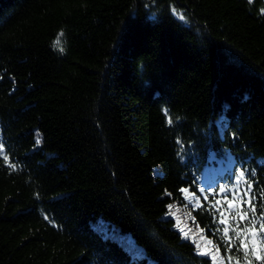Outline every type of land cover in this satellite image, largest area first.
<instances>
[{
    "label": "trees",
    "instance_id": "1",
    "mask_svg": "<svg viewBox=\"0 0 264 264\" xmlns=\"http://www.w3.org/2000/svg\"><path fill=\"white\" fill-rule=\"evenodd\" d=\"M261 8L0 0V264H215L169 217L186 191L222 264H264Z\"/></svg>",
    "mask_w": 264,
    "mask_h": 264
},
{
    "label": "rangeland",
    "instance_id": "2",
    "mask_svg": "<svg viewBox=\"0 0 264 264\" xmlns=\"http://www.w3.org/2000/svg\"><path fill=\"white\" fill-rule=\"evenodd\" d=\"M229 167H230V165H229ZM214 171H215V168H213L212 166H207L205 168L204 173H203V176H202L203 187H202L201 191L205 195H207V191L205 189L206 185L204 183H209V182L213 181L214 175H212V174L214 173ZM219 172H221V170H219ZM239 194H240V191H237V195H239ZM196 195L197 194L194 191L193 192L186 191L185 192V201H186L185 204L183 206H175L171 210L169 217L175 219L176 222L179 221V224L177 225V229H178V231H180L181 228L183 229V232L180 231L181 234H183V236H184V233H187V236L186 237L184 236L185 238L194 241L193 240V237H194L195 238V242H194L195 245H196V242L200 243L201 250H203V252L205 253L202 256H205V257L212 259L215 264H222V259L220 258L219 250L217 248H215L211 243H208V241H209L208 238H206L203 235L201 230L192 229L190 227V224H189L187 218H186L187 214L185 212H183V213L181 212V209L183 207L187 206L191 202H194L195 200L198 199ZM237 197L238 198H236V199H238V200L242 199L239 196H237ZM224 203H225V201H224ZM229 205L233 206V208L230 206L231 207L230 211L231 210L236 211L238 209V206L235 205L234 203H232V204L229 203ZM235 221H237V220H235ZM98 229L101 231H107V227L105 225H99ZM234 230H235V228H233V231ZM258 233L260 234L259 230L252 229V230H250V232L248 234H246V235L244 234L243 250L249 248V249H252L254 252L255 251L258 252L259 244L261 245L260 238H259V242H258V237H259V235H257ZM120 241L127 249L135 251V244H134V241H133L131 236H129V235L121 236ZM261 250H262V247H261ZM197 252L199 253L198 250H197ZM138 256L141 257L142 253L138 254ZM148 261H149V264H155V262L152 260H148Z\"/></svg>",
    "mask_w": 264,
    "mask_h": 264
},
{
    "label": "snow or ice",
    "instance_id": "3",
    "mask_svg": "<svg viewBox=\"0 0 264 264\" xmlns=\"http://www.w3.org/2000/svg\"><path fill=\"white\" fill-rule=\"evenodd\" d=\"M247 2H248L249 4H251V3H253V0H247ZM172 12H173L174 15H179V18H180L181 20H183V19L185 18V17L183 16V14H178V13L176 12V9H172ZM260 12H261L262 14H264V8H261V9H260ZM60 35L63 36V33H60ZM59 43H60V41L57 40V44H59ZM60 51H63V48H62V47L60 48ZM164 113H165L166 116H168V110H167V109H164ZM167 123H169V124L172 123V119H171V117H168V119H167ZM35 135H36V143L39 144V143H40V134L37 132ZM2 148H3V146L0 145V150H2ZM3 159H4V160H7V159H8L7 155H4V156H3ZM12 167H15V165L13 164ZM241 175H243V173H241ZM205 199H207V197H205ZM217 203H218V202H217ZM230 206H231V205H230ZM171 207H172V206L169 205V208H171ZM253 211H254V209H253ZM246 215H247V214L245 213V216H246ZM221 223H225V221H224V220H221ZM178 224H179V221H177V225H178ZM254 224H255V221H253V226H254ZM261 227L264 228V225H261ZM180 231L183 232V229L181 228ZM224 235H225L226 237H227V235H228V229H227V228L224 229ZM240 235H241V233H240V232H237V238H239ZM184 236L186 237V236H187V233H184ZM193 240H194V242H195V238H194V237H193ZM208 243H211V241H208ZM242 243H243V242H242ZM196 248H197V250L199 251V254H201V255H204V254H205V253L203 252V250H201V245H200L199 242H196Z\"/></svg>",
    "mask_w": 264,
    "mask_h": 264
}]
</instances>
